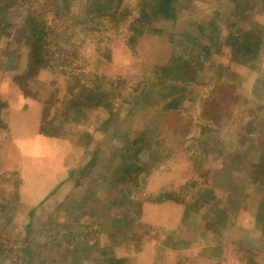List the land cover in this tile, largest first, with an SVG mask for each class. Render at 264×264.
<instances>
[{
	"label": "rangeland",
	"instance_id": "1",
	"mask_svg": "<svg viewBox=\"0 0 264 264\" xmlns=\"http://www.w3.org/2000/svg\"><path fill=\"white\" fill-rule=\"evenodd\" d=\"M89 1L56 0L60 16L53 0H31L60 30L50 37L60 57L48 65L32 61L19 23L0 37V97L40 104L35 117H17L2 114L0 100V168L25 161L15 138L30 126L49 146L48 161L21 175L0 169V264H264L262 0H182L174 20L154 22L159 34L134 43L124 36L140 0H105L115 15L96 22ZM211 29L220 42L258 32L256 61L233 60L221 43L189 69L194 80L164 74L167 60L195 56ZM87 87L107 99L90 107ZM134 161L139 170L124 173ZM43 166L66 182L37 184ZM34 191L49 195L20 200ZM225 241L234 243L227 254L210 249Z\"/></svg>",
	"mask_w": 264,
	"mask_h": 264
},
{
	"label": "trees",
	"instance_id": "2",
	"mask_svg": "<svg viewBox=\"0 0 264 264\" xmlns=\"http://www.w3.org/2000/svg\"><path fill=\"white\" fill-rule=\"evenodd\" d=\"M15 1L16 0H0V37L3 34L5 35V33L9 31L10 28H13L17 23H19L18 27L21 29L23 36L28 41L27 43L30 45L29 56L32 57V61L34 60V63L42 64L46 63L45 61H49V59L51 58L55 60L57 57H60L56 55L55 52L61 50V47L52 46L51 40L53 37L50 38L51 36H59L60 30H56L55 26L39 19L40 15L32 10L33 5L31 4V0H19V4L13 6ZM180 1L182 0L138 1V12L136 14V17L130 20V22L128 23L124 37H126L130 43H134L138 35L141 36L144 33L152 32L159 34L161 30L158 27L154 26V22L160 19L164 21L174 20L178 10L177 6L178 4H180ZM89 2L92 6H94V9L91 10V8H89L88 10L92 12L95 11V14L93 13V15L91 16L92 21H94L93 17H97V20H102L105 19L107 15H109L110 17H113L115 15L113 11V3L108 4V2H106L105 0H90ZM261 3L263 4L262 12H264V0H262ZM52 7L53 9H56V14L58 13L60 16L66 15L63 14L65 12H58L60 7L57 5L56 0H53ZM67 7L68 5L61 6V8H64V11H66L65 8ZM13 11L15 12V16L11 15ZM55 13L54 16H56ZM19 14L22 17L20 18L19 22H16L14 18L17 16L20 17ZM97 20H95L94 22H96ZM97 24V27L101 25L105 27L104 24ZM65 29L66 28H62V32H64L63 30ZM216 31L218 32L217 29L209 30L208 34H206L205 36V39H208V41L206 43L199 44V51H197L196 54H193L195 56H191L190 58L176 56L171 60H167L163 66L164 74H168L169 78H171V76L174 74V76L172 77L176 81L180 82H183L185 80L183 75H185L188 80H194L195 76L188 74L189 69H191L193 72L194 70L198 71L197 68H200L203 65V62L208 59L212 53H218L221 47L224 45L228 46L231 49V56L233 60L241 63H251L253 61H256V58L258 57V53L260 51V37L258 32H247L241 35L238 34V32L236 34L235 32H232L222 42H220L218 40V33ZM98 34H101V30L98 31ZM173 38L174 34L171 35V41H173ZM61 39L66 40V38L62 37ZM49 47H51L52 50ZM61 56L68 60L69 55L68 57H66L67 53L64 52V54ZM45 65L48 64L46 63ZM93 77L98 78L99 76L94 73ZM81 94L82 99L88 101L90 107L101 105L102 102L107 99L106 93H91L90 88L88 87L82 89ZM167 95L171 94H166V96ZM179 98L180 95H174L170 99L169 103H171L173 99L177 100ZM69 108L72 110L73 107ZM114 122V126L117 125V121ZM41 131H43V129ZM138 165L139 164L134 161L131 163V167L128 166L123 171L126 174H131V172L134 173L139 170ZM161 195H164V193L162 192L158 194V196ZM160 198L161 197L156 199V201H163L166 196L164 195V197H162L161 199Z\"/></svg>",
	"mask_w": 264,
	"mask_h": 264
},
{
	"label": "crops",
	"instance_id": "3",
	"mask_svg": "<svg viewBox=\"0 0 264 264\" xmlns=\"http://www.w3.org/2000/svg\"><path fill=\"white\" fill-rule=\"evenodd\" d=\"M19 98L20 99L17 100V104H15V103H9L8 101L9 98L0 97L1 101L6 102V104L2 108V114H4L5 112H10L13 116H17V117H20L23 114H25L26 116H31V118L32 116L35 117V111L36 110L38 111L40 104L31 98H25L24 96H21ZM29 128L32 129L30 132L28 131L27 134H22L20 136H17V138H15L16 140L19 141V143L16 144V146H18L19 148H17L16 150L19 151L21 154H24L20 156L21 158L24 159V157L26 156L25 161L23 160L24 162H20L16 166L14 164H9V162H4L1 168H3L5 171L11 168V170L18 171L21 175L23 173V170L26 169L28 163H31V161L34 162L35 159H37V161L39 162L48 161L47 157L45 156L47 152V147H49L48 145H46L47 139L42 137L38 133V130L35 127L34 129L32 126H30ZM24 137L26 138V141L24 140ZM59 173H61V170H59L58 168H52L50 166L49 167L43 166L41 173L39 174L37 178L36 183L37 184L41 183V185L43 186V184H46V180L50 178L57 179L55 183L57 182L60 183L62 179L63 181L64 179H66L68 174L67 173H66L67 175L62 174V177H60ZM38 189L41 191L40 187H38ZM48 192L50 194L52 193V190L50 191L48 190ZM48 192H45L44 196H37L38 194H36L35 191L34 193H30V196L28 193H26V195L24 194V196L21 197L20 200L21 199L27 200V201L34 200V201L40 202L41 200H44V198H46L49 195ZM241 212H243V210H241ZM233 244H234L233 242L230 243V242L225 241L222 246L217 247L215 245V246H211L210 249L213 252L216 251L215 254L218 252L216 255L220 254L221 250H224L223 253L227 254V249H229L230 251L232 249ZM243 248L248 249L247 246L241 243L240 249H243ZM210 263L211 264L214 263L213 258H210Z\"/></svg>",
	"mask_w": 264,
	"mask_h": 264
}]
</instances>
